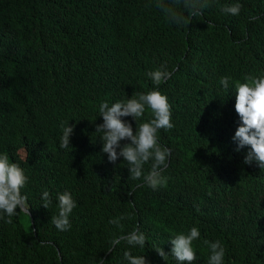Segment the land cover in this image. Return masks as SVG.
<instances>
[{
    "label": "trees",
    "instance_id": "16d2710c",
    "mask_svg": "<svg viewBox=\"0 0 264 264\" xmlns=\"http://www.w3.org/2000/svg\"><path fill=\"white\" fill-rule=\"evenodd\" d=\"M201 2L202 15L178 24L164 9L188 17L184 0H0V155L28 177L29 207L0 213V264H127L124 251L177 264L169 239L192 227L193 264H208L205 240L224 246V264H264V170L244 164L247 147L235 151L232 140L241 123L233 82L264 76V0ZM235 3L239 15L221 11ZM161 67L172 73L158 90L174 127L158 132L170 155L167 183L153 190L130 178L122 157L108 161L95 129L101 102L157 88L146 73ZM121 119L135 131L150 115ZM67 121L73 133L61 149ZM63 192L76 207L70 229L58 231L51 217ZM122 214L121 230L109 221ZM137 228L144 248L109 244Z\"/></svg>",
    "mask_w": 264,
    "mask_h": 264
},
{
    "label": "clouds",
    "instance_id": "9594fccd",
    "mask_svg": "<svg viewBox=\"0 0 264 264\" xmlns=\"http://www.w3.org/2000/svg\"><path fill=\"white\" fill-rule=\"evenodd\" d=\"M184 5L188 9L189 16L185 17L170 8H165L169 19L175 23L190 22L192 17L202 15V9L206 6L201 0H184ZM162 7L161 4L157 5ZM241 5L239 3L226 5L221 11L226 14L239 15ZM153 85L157 86L153 90L144 93H137L135 97L108 104L107 101L99 105V114L103 122L96 125L95 132L102 133L101 151L107 154L109 162L115 164L118 158H123L126 163L130 178L141 180V186L156 190L167 183V178L162 174L167 167V159L170 150L163 147L158 142V132L163 129L171 130L174 124L171 121V109L168 98L163 95L158 86L171 78L172 73L165 68H157L146 73ZM244 82L236 80L233 82L235 89L234 108L241 123L236 128L232 140L236 142L235 151L247 147L243 163L252 165L255 163L260 170H264V76L245 75ZM231 77H221L220 84L226 91L229 89ZM146 109L149 111L150 119L133 128L131 124L121 119L131 116L135 122L144 116ZM62 135L59 147L67 149L70 146V136L73 133V125L61 123ZM121 141H127L121 143ZM151 161V167L145 174L144 165ZM28 177L24 170L15 162H9L7 154L0 155V213L11 218L18 211L28 215L26 197L21 194V189L25 187ZM42 206L48 209L52 204L50 193L45 189L41 194ZM58 214L51 217V221L58 231L70 229L69 215L76 207L69 192L57 194ZM125 215L113 218L109 221L118 229H123L122 220ZM11 222V219L8 220ZM200 237L197 227H192L187 234L177 233L171 236L170 243L171 255L177 264H193L196 260V253L192 243ZM122 241L133 247H145L146 236L143 232L136 230L130 231L126 235L113 237L109 244L115 247ZM208 246L210 254L208 264H224L225 248L219 241H204ZM155 251L164 260L166 254L162 248L156 247ZM123 258L127 264H147L143 255H132L130 251H124Z\"/></svg>",
    "mask_w": 264,
    "mask_h": 264
}]
</instances>
